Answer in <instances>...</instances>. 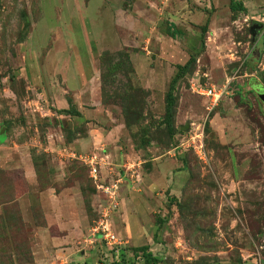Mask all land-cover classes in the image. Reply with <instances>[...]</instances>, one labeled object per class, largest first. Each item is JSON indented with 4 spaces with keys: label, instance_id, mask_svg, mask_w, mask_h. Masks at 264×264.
I'll return each instance as SVG.
<instances>
[{
    "label": "rangeland",
    "instance_id": "374dc122",
    "mask_svg": "<svg viewBox=\"0 0 264 264\" xmlns=\"http://www.w3.org/2000/svg\"><path fill=\"white\" fill-rule=\"evenodd\" d=\"M237 1L247 12L231 0H0V132L11 122L0 145V264H146L133 255L146 245L159 264H264V29L260 55L250 29L264 25V0ZM172 24L182 35L168 34ZM124 53L130 65L107 70ZM191 56L171 136L165 96ZM198 85L227 91L209 111ZM71 104L81 116L57 113ZM73 127L75 147L64 131ZM110 127L119 131L105 143ZM21 132L32 143L23 151L13 144ZM104 149L102 185L116 165L139 164L122 179L114 249L92 235L104 198L74 155ZM55 191L63 200L50 222Z\"/></svg>",
    "mask_w": 264,
    "mask_h": 264
},
{
    "label": "built area",
    "instance_id": "2783aa9c",
    "mask_svg": "<svg viewBox=\"0 0 264 264\" xmlns=\"http://www.w3.org/2000/svg\"><path fill=\"white\" fill-rule=\"evenodd\" d=\"M195 91L199 95L207 98L209 105L208 109L209 111H211L218 105L221 98L226 93L227 86H224L219 89L217 87L198 85L196 86ZM194 150L198 155V158L202 162V164L204 166H208L210 159L205 151V148L203 146H199V147H194ZM74 155L75 158L78 157L79 160L86 163V165L89 167L90 177L95 181L96 187L98 189V193L101 194V197L104 198L103 199L104 203L101 205L100 218L96 223V226H94L93 228L92 235L94 237L99 236V238L102 241H104L109 247H121L123 245V242L115 233V230L113 228V217L115 211H118V207H120L119 191L122 185L121 184L122 179L126 177L125 174H130L135 170L136 167H139V164H134V162H127L122 166L124 168L123 169L124 173L116 172L118 178L111 179L112 182H109V184L107 185L104 184L102 185L101 184L102 182L101 180H99V178H100V166H101L100 163H103L104 153L102 152L98 154V152L97 153L95 152L94 155L90 157L87 155L85 156L84 154L83 155L78 154L79 156H77L76 154ZM106 158L109 159L107 155Z\"/></svg>",
    "mask_w": 264,
    "mask_h": 264
},
{
    "label": "trees",
    "instance_id": "16d2710c",
    "mask_svg": "<svg viewBox=\"0 0 264 264\" xmlns=\"http://www.w3.org/2000/svg\"><path fill=\"white\" fill-rule=\"evenodd\" d=\"M230 8L233 12H247V8L241 2H238L237 0H231ZM208 23H209V20H208L207 24L202 29L204 35L208 30ZM175 27L176 26L174 24H172L168 29V34L170 36H172L173 38H177L178 36L182 35V32L180 30L176 29ZM204 35L202 38L203 44L205 42ZM122 57L125 59V61L123 60V61L116 63V64L111 63V65L107 66V70H109V71L113 70V69L116 70L122 66L121 63L124 65L125 64L130 65L131 61H130L129 55L127 53H124L122 55ZM102 61H103L104 65L109 63V61L107 62V59H103ZM196 61H197L196 56H191V58L188 60V62L185 65H178L177 66L178 71H177L176 75L172 78V80L169 84L168 91H167L166 96H165V114H164V118H163V124L166 125L171 136H173L174 130H175V117H176V106H177V95H176V93L178 90V85H179L180 81L182 79H184L187 74H189L190 70L192 69V67L196 63ZM105 77H106V74H103V81H104ZM69 100H70V102H72L71 99H69ZM73 105L74 104H71V108L69 110H56V111H57V113H60V114H69L71 116H81V113L78 112V110H76L75 107H73ZM19 121H25V119L23 117H21L19 119ZM3 124H5V128L7 129L6 131L8 132L9 131L8 127L10 126L11 122L4 120ZM46 125H52V124L47 123ZM62 129H63V127H62ZM64 131L67 133L66 139H67V141H69L68 144H70L71 142H73L77 138L75 127L66 128V129H64ZM100 153H101V151L98 152V154H100ZM200 163H202V162L200 161ZM84 167H86V166L84 165ZM116 171L117 172H123L122 166L116 165ZM2 175H3V171L0 170V177ZM94 189H95L96 194H97L98 192H97L96 186H94ZM105 201H106V198H105ZM170 202L172 205H176L179 208H183L182 203L179 202L178 199H176L174 197H172L170 199ZM103 203H104V201H103ZM166 222H167V220H165V219H161V218L157 219L158 229H160L164 225V223H166ZM114 248H119V247H113L112 249H114ZM133 255L136 259L142 260L146 264H159L161 261L159 258L155 257L150 252V246L149 245L134 249Z\"/></svg>",
    "mask_w": 264,
    "mask_h": 264
},
{
    "label": "crops",
    "instance_id": "0c3cea01",
    "mask_svg": "<svg viewBox=\"0 0 264 264\" xmlns=\"http://www.w3.org/2000/svg\"><path fill=\"white\" fill-rule=\"evenodd\" d=\"M26 117V116H25ZM44 119V118H43ZM60 119V118H59ZM58 119V120H59ZM57 119L55 120V122L60 126V124H62L60 121L59 122H57L58 121ZM32 122V119L31 118H29L28 119V117H26V123L28 124V125H30V123ZM39 122V121H38ZM63 122V121H62ZM36 123H37V121H36ZM38 124V123H37ZM16 126V125H15ZM0 127H2V125H0ZM24 127V126H23ZM60 129H61V127H59ZM101 128V127H100ZM102 129V128H101ZM118 128L117 127H115L114 129L112 128V127H110L109 129H106V131L103 133V135H104V137H107V138H103V140L105 141V143L106 142H108V141H115L114 139L116 138V136H117V132L119 131V130H117ZM7 129L5 128V126H4V129L0 132V145H4V143L9 139V137H10V135H9V133L6 131ZM37 130V129H36ZM49 130H51V127L50 128H48V131ZM53 137V135H52V133H50L49 135H48V139H51ZM23 138H24V136H23V134H22V132H21V134L19 135V138H16V142H13V144L15 145V147H17L18 149H19V151H23V150H25L24 148H27V147H30V146H32V143H31V140H23ZM25 139V138H24ZM64 139H65V137H64ZM77 139V138H76ZM79 139H77V140H74L73 141V146L75 147L77 144H76V142L78 141ZM98 147H96V149H97ZM105 149H107V148H105ZM103 150L104 152H106V150ZM20 156H21V154H20ZM18 165V169H22V167L24 168V166H22V164H17ZM25 173H26V175H27V177H28V172H27V170L25 169V171H24ZM35 174V170L33 171V167H32V171L30 172V174ZM36 177V176H35ZM36 181H38V179H36ZM121 188H122V186H121ZM50 189H52V188H50ZM54 189V188H53ZM64 189H62L60 192L62 193V195L60 196V197H64L65 199L67 198V193L66 192H64L63 191ZM68 189H65V191H67ZM121 192V194L123 193V191H120ZM54 198H53V196L51 197V199L49 200V203H50V206L52 207V208H54V210H53V213H52V215H51V213L49 214V212H48V214L49 215H51L50 216V222H51V218H53V215H55V216H57L56 214H58L59 212H60V210H59V200H63L62 198H60L59 196H58V193L55 191L54 193ZM121 196V195H120ZM47 217H48V215H47ZM54 219V218H53Z\"/></svg>",
    "mask_w": 264,
    "mask_h": 264
},
{
    "label": "water",
    "instance_id": "95a60500",
    "mask_svg": "<svg viewBox=\"0 0 264 264\" xmlns=\"http://www.w3.org/2000/svg\"><path fill=\"white\" fill-rule=\"evenodd\" d=\"M264 27L263 24H255L251 27V34H252V41L254 42L255 38H256V35H257V30H260ZM259 97L260 99L264 102V91L263 92H259ZM104 154L106 152H103Z\"/></svg>",
    "mask_w": 264,
    "mask_h": 264
},
{
    "label": "flooded vegetation",
    "instance_id": "af4514ba",
    "mask_svg": "<svg viewBox=\"0 0 264 264\" xmlns=\"http://www.w3.org/2000/svg\"><path fill=\"white\" fill-rule=\"evenodd\" d=\"M251 29V28H250ZM264 28L260 29V30H257V35H256V38L254 40V42L251 40V43H252V47L256 50V54L257 55H260V50H258V44H259V35L261 33V31L263 30ZM259 94V93H258Z\"/></svg>",
    "mask_w": 264,
    "mask_h": 264
}]
</instances>
